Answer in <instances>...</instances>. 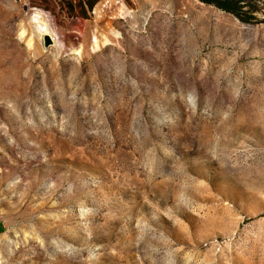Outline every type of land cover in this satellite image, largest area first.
Listing matches in <instances>:
<instances>
[{"label": "rangeland", "instance_id": "374dc122", "mask_svg": "<svg viewBox=\"0 0 264 264\" xmlns=\"http://www.w3.org/2000/svg\"><path fill=\"white\" fill-rule=\"evenodd\" d=\"M51 10L0 0V264H264V21Z\"/></svg>", "mask_w": 264, "mask_h": 264}, {"label": "crops", "instance_id": "0c3cea01", "mask_svg": "<svg viewBox=\"0 0 264 264\" xmlns=\"http://www.w3.org/2000/svg\"><path fill=\"white\" fill-rule=\"evenodd\" d=\"M30 3L40 5L41 9L46 10L52 7L55 8L54 12L61 11L69 18L75 16V14H91L100 0H28ZM52 11V10H51ZM1 231V226H0Z\"/></svg>", "mask_w": 264, "mask_h": 264}, {"label": "trees", "instance_id": "16d2710c", "mask_svg": "<svg viewBox=\"0 0 264 264\" xmlns=\"http://www.w3.org/2000/svg\"><path fill=\"white\" fill-rule=\"evenodd\" d=\"M206 4H211L216 8L225 12L233 14L240 21L243 22H257L264 21L258 20L254 15L257 11V4L251 2V0H199Z\"/></svg>", "mask_w": 264, "mask_h": 264}, {"label": "water", "instance_id": "95a60500", "mask_svg": "<svg viewBox=\"0 0 264 264\" xmlns=\"http://www.w3.org/2000/svg\"><path fill=\"white\" fill-rule=\"evenodd\" d=\"M52 38L49 34H45L43 37V44L44 46H49L50 44H52Z\"/></svg>", "mask_w": 264, "mask_h": 264}]
</instances>
